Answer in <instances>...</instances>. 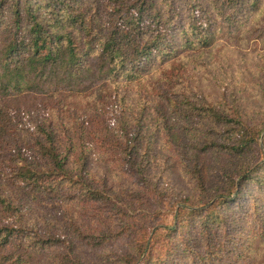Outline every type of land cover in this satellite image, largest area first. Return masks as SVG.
<instances>
[{"label": "trees", "instance_id": "obj_1", "mask_svg": "<svg viewBox=\"0 0 264 264\" xmlns=\"http://www.w3.org/2000/svg\"><path fill=\"white\" fill-rule=\"evenodd\" d=\"M0 264H264V0H0Z\"/></svg>", "mask_w": 264, "mask_h": 264}, {"label": "rangeland", "instance_id": "obj_2", "mask_svg": "<svg viewBox=\"0 0 264 264\" xmlns=\"http://www.w3.org/2000/svg\"><path fill=\"white\" fill-rule=\"evenodd\" d=\"M225 53L222 57V60L225 62V65L227 66V70H232L234 75H232L234 78L237 77L239 74L244 73L245 75H251V79H253L255 76L254 73V65L256 64V59L254 58V55L252 53H249L247 50L241 49L240 51L238 50H233L230 48L225 49ZM232 66V69H231ZM235 67H239L236 71L234 70ZM212 73L210 74V77L212 78ZM217 78L220 76L217 75ZM216 82V81H215ZM207 83V82H205ZM217 83V82H216ZM210 88H213L214 85L212 84H207ZM252 90V88H251ZM254 90V89H253ZM260 96V93L257 92L256 90L251 91V92H245L244 99L248 102L255 103L256 105H260L261 102H258V97Z\"/></svg>", "mask_w": 264, "mask_h": 264}]
</instances>
